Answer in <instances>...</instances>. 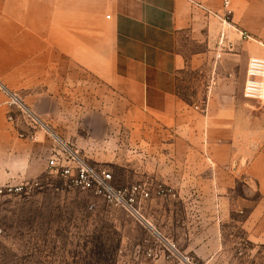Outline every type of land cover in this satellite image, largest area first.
I'll use <instances>...</instances> for the list:
<instances>
[{
    "label": "crops",
    "instance_id": "0c3cea01",
    "mask_svg": "<svg viewBox=\"0 0 264 264\" xmlns=\"http://www.w3.org/2000/svg\"><path fill=\"white\" fill-rule=\"evenodd\" d=\"M232 9L236 27L264 39V0H234ZM221 12V0H0V81L22 91L60 141L53 145L42 130L20 138L0 91V186L36 179L68 145L110 167L115 187L170 189L142 202L139 232L122 240L128 262L147 260L144 250L154 248L148 260L155 264H208L230 260L226 247L239 241L264 245V104L243 94L248 58L264 51L237 40L232 58L244 60L242 92L220 87L206 111L178 90L179 38L204 41V53H215ZM48 67L57 71L51 79ZM234 227L243 238H234Z\"/></svg>",
    "mask_w": 264,
    "mask_h": 264
},
{
    "label": "rangeland",
    "instance_id": "374dc122",
    "mask_svg": "<svg viewBox=\"0 0 264 264\" xmlns=\"http://www.w3.org/2000/svg\"><path fill=\"white\" fill-rule=\"evenodd\" d=\"M225 32L224 43L218 42L213 54L204 53L207 46L204 41H195L186 34L179 38L177 50L185 57V66L178 77L179 95L188 104L198 107L197 110L205 108L208 96L220 87L226 86L227 90L238 94L242 92L244 60L243 57L232 58L239 51L237 40L247 46L261 48V53L264 51L262 38L254 36L256 41L240 39L230 27H226ZM196 53L202 55L193 62ZM39 57L44 61V55ZM56 57L55 54H48L46 60L55 62ZM48 70L47 76L51 79V72L57 71L52 70V67H48ZM60 72L70 73L69 70ZM80 83L83 84L82 80ZM0 86L3 88L0 87V91L5 96L4 103L8 108L7 121L11 122L8 116L13 112L18 118L13 123L15 126L17 124L15 128L19 131L18 136L28 138L25 137L26 134L23 137L20 135V132L29 127L25 117L17 108H10L6 103L9 99L6 91H10L17 94L30 108L24 99V93L1 81ZM68 92H71L70 87ZM80 93L86 94L87 89L81 88ZM103 93V88L98 89L96 86L94 94L97 109H103ZM111 98L113 100L114 95ZM254 103L259 107L264 101ZM32 130L45 131L53 145L59 146L60 141L46 126H37ZM106 168L113 174L110 167ZM120 173L119 171L115 175L117 179L123 177ZM134 174L131 170L127 176L133 179ZM34 180L39 181V185L21 193L14 191L0 196V264H155L148 259L142 262L126 260L123 237L139 230L138 221L124 209L109 204L106 199L91 191L68 189L64 181L48 169ZM120 183L116 182L117 185H122ZM6 184L9 183L4 185ZM232 231L234 238H243L240 229L235 228ZM226 250L232 254L230 260L208 264H264V245L257 248L248 242L239 241L237 245L227 246Z\"/></svg>",
    "mask_w": 264,
    "mask_h": 264
},
{
    "label": "built area",
    "instance_id": "2783aa9c",
    "mask_svg": "<svg viewBox=\"0 0 264 264\" xmlns=\"http://www.w3.org/2000/svg\"><path fill=\"white\" fill-rule=\"evenodd\" d=\"M233 1L221 0L222 12L221 14H215L219 18L221 26L219 44L224 43L226 27L234 29L240 39L254 40L248 33L236 27L231 21ZM259 43L262 44L261 42ZM6 92L9 98L6 102L7 105L10 108H17L25 117L31 129H36L37 126L45 127L40 117L23 103L17 94L10 91ZM243 94L247 99L258 102L264 101V54H253L248 58ZM201 110L206 111V107L201 108ZM12 113L9 114L8 118L12 123H16L18 118ZM24 134L26 133L20 132L21 137ZM25 137L34 138L35 133H27ZM47 169L51 173L58 175L68 189L91 191L94 195L106 199L109 204L124 209L139 222L144 220L141 213L143 201L150 199L153 195L165 197L170 193V189H167L163 184H157L154 188H151V183L147 182H137L122 188L115 187L109 170L90 164L68 145L62 146L58 152L52 154L47 161ZM34 185H39V181L32 180L20 184L9 183L0 186V196L14 191L21 193ZM1 232L2 229L0 228V234ZM144 255L147 259H153L155 257V249L146 248ZM183 259L189 262L187 257H183Z\"/></svg>",
    "mask_w": 264,
    "mask_h": 264
}]
</instances>
